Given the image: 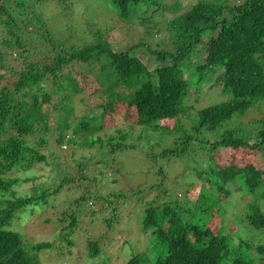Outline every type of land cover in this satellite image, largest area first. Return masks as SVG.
<instances>
[{"label": "trees", "instance_id": "1", "mask_svg": "<svg viewBox=\"0 0 264 264\" xmlns=\"http://www.w3.org/2000/svg\"><path fill=\"white\" fill-rule=\"evenodd\" d=\"M0 1V70L5 69L6 58L14 57L13 60L21 63L20 70L14 71L15 81L2 85L3 79L7 78L0 74V264H40L36 253L51 248L49 242L29 247L24 238L10 228L16 214L29 206L44 204L49 198H57L60 190H67L76 180H91L89 187H92L93 181L82 173L81 165L75 167L82 173L77 179H69L65 173V179L58 183L55 181L43 187L33 184V194L28 196H15L11 186L21 181L35 183L36 176L13 181L9 177L49 163L41 149L47 144L46 136L54 125L60 145L83 148L94 142L102 143L94 136L103 129L102 114L95 116L90 110V115L69 124L75 97L100 94L104 100L103 110L120 102L134 107L137 129L141 130L138 139L147 132L158 134V138L154 134L157 138L155 145L164 146L158 155H153L155 158L180 157L199 146L205 147L204 143L209 144L208 135L216 137L209 144L212 155L210 160H205L206 167L194 169L192 174L195 177H181L191 180L186 183L190 190L202 182L191 209L184 207L189 204L186 197L181 202L176 197L170 199L166 190L160 194L158 191L162 185L158 180L155 186L146 190V193H157L155 200L148 203L140 214L141 231L150 239V245L144 252L132 255L126 264H264V212L259 208L264 200V167L262 161H258L255 165L237 168L231 159L235 153L247 149L257 151L264 159V118L259 115L249 118L251 113L264 111V0H190L184 12L168 25L161 17L172 5L167 6L161 0H109V7H106L112 15L111 21H114V15L133 25L136 20L144 28V33L126 48L127 51L112 49L103 35L113 27L98 28L99 17L95 22L84 20L83 29L75 30L72 27L77 23L73 24L75 12L69 11L71 6L62 4L59 7L65 14L61 17L56 8L41 4L45 0H17L13 7L4 6L8 0ZM181 10L183 8L178 7L174 12ZM85 12H90L88 7ZM51 13H58V19L64 18L61 24L78 44L84 43L82 47L73 40L68 47L55 44L49 35L50 29L43 25L44 18ZM38 25L42 28L41 33L36 30ZM164 25L167 26L162 29ZM87 26L98 29L89 31L85 29ZM84 31L94 39L83 41ZM161 33L171 35H163L164 43H157L165 44L168 49L156 51L149 41ZM31 37L32 41L42 42L43 54L50 53L52 57H43L44 62H34L31 58L36 52L28 47ZM141 48H147L157 63L152 70L135 55L134 51ZM81 68L85 73L79 70ZM86 73L95 74V77L92 79ZM213 81L216 85L211 88H221L229 100L194 110L189 103L192 102L190 91L196 92L193 98L197 102L207 94L203 89L205 85ZM82 102L88 105L87 100ZM246 116L249 125L245 130L242 125L248 122L225 128L226 122H237ZM165 121L174 124L170 128L163 126ZM219 131L221 133L216 134ZM73 134L79 135L78 139ZM117 134V138L107 140L111 149H136L134 144L125 145L129 134L122 130ZM214 156L217 159L226 156L225 165L222 158L218 164L214 163ZM156 169L157 177L165 179L168 176L165 168ZM186 172L181 168L175 173ZM231 183H239L244 195L250 198L243 223L260 245H252L251 236L245 237L250 232L239 234L236 228H232L234 233L230 236L224 234L223 228L208 226L211 220L208 211L212 210L221 220L228 214L223 203L230 195L227 188L231 189ZM142 192L141 189L135 190L133 196ZM158 195L164 200L159 201ZM255 198L257 201L262 199L261 203ZM125 199L121 193L100 197L87 189L75 197L74 203L102 201L101 221L110 228L114 217L119 215V219H123L119 209L130 201L125 202ZM113 203L119 207L108 205ZM60 218L71 226L76 222L70 217ZM66 245H72V242L68 241ZM87 247L90 256L98 254L97 244L89 243Z\"/></svg>", "mask_w": 264, "mask_h": 264}, {"label": "rangeland", "instance_id": "2", "mask_svg": "<svg viewBox=\"0 0 264 264\" xmlns=\"http://www.w3.org/2000/svg\"><path fill=\"white\" fill-rule=\"evenodd\" d=\"M16 1L17 0H8L7 4H4V6L13 7ZM92 1L94 2L92 3ZM59 2L61 4H59ZM161 2H165L167 6L172 5L168 9L169 11L165 10L164 15L161 17V20L168 25L169 22H173L174 17L184 12L190 0H161ZM42 3L49 5L51 9L56 8L61 17H65V14L59 7L62 6V4L71 6L69 11L72 13L73 11L75 12L72 20L73 24L77 23L72 27L75 30L83 29L86 25L84 20L90 23L95 22V19L99 17L98 20L100 23L97 25L98 28L113 27L103 36L104 39L111 44L114 51H127L130 46L138 41L139 35L144 33V28L139 26L136 20H134L135 24L133 25L130 22L127 23L119 20L113 15L114 21H111L112 15L106 7H109V0H106V3L103 0H45L41 2V4ZM1 4L2 2L0 1V5ZM87 7L90 10L89 13L85 12ZM178 7H182L183 10L174 12V9ZM103 14L106 16H102ZM63 19L64 18L58 19V13H51L44 18L45 22H42H44L43 25H46V27L50 29L49 35H52L56 45L59 44L63 47H68L70 46L71 40H73L76 45H79L78 47H82L84 43L80 42L78 44L77 40L70 35V31L63 27L61 24ZM66 21L69 22V19ZM40 25H42V23H40ZM40 25H38L36 29L39 33L42 32V28L39 27ZM167 25L162 26V29ZM89 26L85 29H90L89 31L93 32L98 29H93ZM67 33L69 35H67ZM167 34L161 33L158 36L151 37L153 40L149 41V44L152 45L151 48L156 51L164 48L168 49L165 44H157L161 41L164 43L163 35L168 37L171 36ZM5 35L7 36V32H5ZM83 38V41L89 42L91 39H94V36L84 31ZM31 39L32 37L28 40V47L36 52L35 56L31 58L34 62H44L43 57H52L50 53L43 54L42 42H36L34 39L32 41ZM154 40H156L155 43ZM134 52L150 70L156 67L155 65H157V63H155L153 60L154 57L149 54L147 48L136 49ZM206 53H208V51ZM13 59L6 58L5 69L0 70V74L3 73L7 78V80L3 79L1 82L2 85H5L7 81L13 82L17 78H15L13 74L14 71L20 70L21 63ZM79 70L84 71V68ZM86 74L92 79L95 77V74ZM217 80L220 81L221 79L217 78ZM215 85L216 81L206 84L203 89L207 94L199 98L197 102H195L193 98L196 92L193 90L190 91V101L192 102L189 103L194 110H201L229 100V96L221 92V88H211ZM91 89L94 88L91 87ZM83 100H87L88 105H85L82 102ZM103 102L104 100L101 94L80 95L75 97L74 103L71 106L73 111L69 116V124L71 125L77 123L83 117L88 116V114L90 115V110L94 111L93 114L95 116L102 114L103 119L101 124L103 129L94 135L98 139H101L102 143L97 141L98 143L94 142L93 145L83 148L67 144L60 145L57 143L58 131L56 125H54L46 136L47 144L41 149V152L48 158L47 162L49 163H42L36 166V168L30 169L29 172L27 171L9 177V179L13 181L15 178L23 180L26 176H36L35 183L28 184L21 181L13 184L11 186V191L14 192L15 196L32 195L35 187H43L44 184L49 186L55 181L57 183L63 181L65 179V173L68 174L69 179H77L76 177L85 173L86 176L93 181L92 187H89L91 180H76V182L71 184V188H67L66 186L65 188H67V190H60L57 193V198H49L44 204L39 203V205L32 206V208L29 206L32 211L27 207L16 214L15 217L18 218L14 217L12 219L10 228L18 232L29 247L41 242L51 243L50 249L36 253L37 260L40 264H126L132 255L144 252L150 245V239L141 231L142 218H140V214H142L143 209H145L148 203L155 200L157 193H155V191L146 193L147 189L155 186V182L158 180L160 185H162L161 191L158 192L162 194V192L166 190L168 191L170 199L173 200L176 197V199H179L181 202H183L184 197H186L189 200V204L184 207H187V209L192 208L195 203L194 201L198 197V193L201 191L202 182L197 183L196 186L190 190L187 189L188 186H186V183L191 182V180L181 177H195L192 174L194 169L199 170L201 166L206 167L205 165L208 163L205 160H210L209 157L212 155H210L209 144L215 140L216 137L214 134L208 135L210 143H204L206 145L205 147L199 146L193 151L190 150L188 154L185 153L184 155H180V157L175 156L176 158L158 159L153 155H158L164 145H155L158 138L157 133H154L157 135V138L151 132H147V134H142L140 139H138L141 130L137 129V118L134 107H129L126 103L120 102L113 105L111 108L107 107V109L103 110L101 109ZM257 115L264 118V111L251 113L249 114V118ZM249 118L246 116L245 119H239L237 122L230 120L225 123V128L234 127L236 123L240 122L247 123ZM173 124L172 121H165L162 125L170 128ZM248 125L249 122L243 124L242 128L245 130ZM121 130L129 134L125 145L130 146L134 144L136 149L124 148L114 151L111 149V146H108L107 140L114 137L117 138V132ZM220 133L221 131L216 134ZM69 134L72 135L71 132H69ZM73 136L77 139L79 137V135L75 136L74 134ZM215 152L217 153L218 151ZM257 153V151L254 152L247 149L243 152L241 151L239 154L235 153L231 159L237 168L245 167V165L248 164L255 165L258 161L260 163L262 161L261 164L262 167H264V159ZM217 158V156L212 158L214 159V163L218 164L219 159H223L222 162L224 164L226 156H224V158L221 157L222 159ZM78 165H81L82 173L76 171L75 167ZM159 167L165 168V171L168 173V178L165 177L164 179V177L156 176V168ZM181 168L183 171L186 170L187 172L182 174L175 173ZM203 176L206 177V174L204 173ZM33 184L36 185L34 188H32ZM230 188V190L227 188V191H230V195H227L229 197L223 203L225 212L228 214H225L221 220L219 218L220 216L214 214L212 210L208 211L209 217L211 216L208 226L212 229L223 228L225 230L224 234L230 236L232 232L234 233V231L231 230L232 228H236L239 234H248L250 229L243 223V217L246 214L245 208L247 207L246 205L250 203V198L244 195V191L241 190L239 183H231ZM87 189L100 197L119 193L125 195L127 198L125 202L128 200L130 201L126 205L125 203L121 204L125 206L119 209L123 215V219L120 220L116 212L117 217H114V221L110 228H107L104 224L105 221H101L103 211L101 210L102 204L100 206V202L102 203V201L91 200L92 205L91 201L74 203L75 197H79L80 194L87 191ZM139 189L143 192L137 194V197L133 196V192ZM203 193L206 194L205 191H203ZM211 194L218 199L215 193L211 192ZM158 196L160 198L159 201L164 200L162 195ZM136 199L139 201L135 202ZM165 200L168 201V199ZM261 200L262 199H259V201H257L256 199L258 203H261ZM108 205L112 206V208L114 206L116 208L119 207V205H114V203ZM260 205L259 208L264 212V200H262V204ZM173 206H175V204H172V207ZM61 216H66L67 219H69V217L76 219L74 226H71L70 223L62 222ZM233 222L237 224V226ZM245 237L251 238L250 243H252V245H260L259 242L254 240L256 236H253L252 232ZM233 239L237 241L235 237ZM68 241H71L72 245H66ZM89 243H95L98 246L99 252L95 257L89 255L90 249L87 247Z\"/></svg>", "mask_w": 264, "mask_h": 264}]
</instances>
